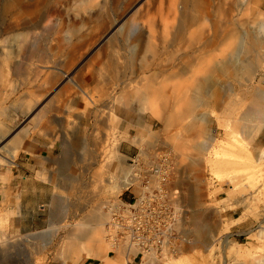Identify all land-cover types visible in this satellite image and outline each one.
<instances>
[{
	"label": "rangeland",
	"instance_id": "374dc122",
	"mask_svg": "<svg viewBox=\"0 0 264 264\" xmlns=\"http://www.w3.org/2000/svg\"><path fill=\"white\" fill-rule=\"evenodd\" d=\"M6 1L7 0H0V42L8 38L10 32L14 29L25 32L23 22L19 21L22 18L20 9L16 8L14 12H7ZM36 1L40 0H24V2L20 3L19 7L32 5V3ZM42 1L44 2L43 9L36 17L34 24L40 28L45 26L51 28L52 26L54 32H50L47 42L45 43L48 50L53 48L52 46L57 42L58 38L55 34L63 29H69L75 32V42L81 40L90 43L68 72L69 74L74 73V75L81 74L86 71L84 68L85 65L89 62L92 63L90 69L84 72V74L86 77L90 76L91 81L87 82L92 84L93 89L90 91L86 89V91L92 93L94 91L96 96H98L100 92V104L90 109V113L88 114L93 112L94 114L91 119V116L85 118L82 125L87 130L86 133L88 135L101 133L102 139L108 140H106L108 145L105 146L104 153H102L100 157L103 162H101L100 159L98 167L90 170L89 173L87 171L83 175L85 192L84 190L83 192L79 191L69 197L63 187L56 189L48 180L43 181L41 179L44 172H47V179L51 177L52 174L60 173V171H62L61 167L70 161H68V159H63L61 156V133H54L53 136L48 137H44L39 133H33L29 136L27 141L34 144L37 149L35 156L33 157L24 152H20L12 167L3 166L0 169V178L7 179L8 182H11L13 178L17 179L19 176L21 177V185L19 188L13 189L9 187L10 191L4 192L7 199L5 203L3 202V198L0 197V243L4 242L1 239L3 233L7 235L5 239H13L11 243L0 246V264H66L60 254L61 250H63L61 246L63 243L62 238L65 239V235L68 236L69 233L75 232L76 225L78 222H82V220L83 224L86 223L88 228L90 216L99 202L101 204L102 202H107L110 199L119 197L126 200L127 195H130V191H127L129 187L121 192L107 188L99 193V189L96 186L88 184L89 179H87L95 174L98 168L100 171L103 170L101 176H104L102 178L108 176V169L102 165L107 161L106 158L111 153L110 146L116 143L115 139L121 143L119 147L120 154L128 156L129 158H134L141 154L142 150L144 152L147 151L148 154L149 152L153 153V151L172 152L182 172L176 185L177 192L181 195L182 203L185 205L187 211L191 212L194 208V205L190 202L192 187L197 186L200 189L196 204L204 216V220L208 222V228L213 230V233L210 236L208 235L211 238H208V247L205 242H198L195 245L185 248L184 252L180 255L165 260L162 264H264V158H261L264 152V126H260L258 127L260 129H258L256 128L257 126H255V122L249 123V128H252L250 133L253 132L251 134L247 132L246 135L233 126V122H236V120L238 121V118H240L239 115L249 106L254 97L255 89L259 87L264 88V61L253 76L248 77L240 74L239 78L241 79H237L238 82H241L240 84L231 78L219 77L218 86L220 84L219 90L224 97L220 101L223 111H214L212 113L209 107L208 115H206V122H197L198 131L189 135L188 133L180 132L179 128L169 130L167 131L168 133H161V122L151 111H145V113L141 115L125 114V117H130L132 123L131 126L124 125L122 127L123 133H121V129L117 128L114 123H110L105 131L102 129V131L99 130L98 132L96 131V116L103 113L102 116L104 119L106 121L109 119V115L111 113L113 114L112 111L115 107V101H117L119 97H122L123 88L121 82L116 85V89L114 90L102 87V76L108 77L112 72L97 66V63L93 65L96 59H104L99 50L107 44H110L112 40H116L120 46H123L124 37L121 33V27L129 25L134 19L138 24L140 23L139 26L144 25L147 32H149L148 26L151 23L157 26V33L158 31L163 32L165 26L173 22V18H169L168 14L172 0H138L129 6L126 4L128 0H121V8H119L118 11H110L109 8L107 10L105 7L103 13L100 11L99 7L105 2L106 5H104L107 6L111 1ZM244 1L245 0H208V40L212 39V36H215L216 32L218 33L215 37L220 36L221 38V34L223 35L226 31V25L224 24L226 22H229L230 28L236 31H240L241 26L239 25L243 24L246 34L258 33V35H264V0H253L252 4L249 5H245L246 3H244ZM140 2L142 6H149V10L147 9L145 11V13L148 12L147 15H136L135 8L138 7ZM180 3L181 0H178L177 7H181ZM174 4H176V0H174ZM12 14L15 16L14 20L12 19ZM102 22L105 23L106 26L103 30H100ZM214 24L217 26H212ZM201 25L202 24L197 28L198 30L201 28ZM214 27L215 31L213 29ZM11 28L14 29L8 31V29ZM155 40H158L157 43L161 45L164 39L158 34ZM233 41L234 40H229L227 43H219L218 47L208 46V52L206 53L207 57L203 60L199 59L194 71L199 70L207 61L209 65L211 62L221 59L225 51H227V45L232 44ZM30 45H32V43H29L26 49ZM121 53L125 54L126 51L121 50ZM262 53H264V50H262ZM148 56L149 55L146 54L144 57L147 58ZM198 57L199 55L197 54V60ZM147 59L153 61V58L150 56ZM54 60L55 59L51 60L46 65L43 64V66H39V70L42 71L41 69H47V67H59L53 65ZM28 62L37 61L30 59L27 53H22V57L6 59L3 64L0 63V71L3 69V66L6 67V72H8L10 75L9 77H12L11 79L16 82L15 85H23L22 80L15 75V71L20 73L19 76L26 72L25 64ZM185 79L186 78H179L172 81V83H177V81L179 82L180 80L184 81ZM242 80H244V82ZM3 86L6 85L0 82V87ZM10 95V89L6 90V92L3 90V92L0 93V109L3 107L15 108L13 107L15 105V98ZM7 97H9L10 100L5 102L4 99ZM116 98L118 99L116 100ZM110 104L114 107L110 106ZM237 104L241 105L237 109L236 114L234 117L228 118L227 115L234 110V106ZM10 114L17 128L24 126L29 120V116L20 117L18 114H15L13 110ZM185 122L189 123L190 119H187ZM202 128L203 133H200L199 130H202ZM124 134L130 135L131 139L124 137ZM152 134L155 138H160H158L160 143H154ZM212 138H214L215 141L210 150L204 148L202 151H196L192 147L194 143L203 144L205 141ZM165 140L167 142H163ZM162 142L165 143L168 148H166V145ZM80 153L77 152L75 157L83 161L80 159ZM106 154L108 156H106ZM250 154L254 156L252 159L249 158ZM41 156H43V158H41ZM45 158H47V160ZM114 158L118 157L113 156V159ZM195 158H197L199 164L196 169H190V163ZM85 160H88V157H86ZM86 163L85 161L84 164ZM129 163L130 160H126V166H129ZM67 164L72 166L73 163L71 161ZM79 170L80 169H77L78 173L81 172ZM95 188L97 191H95ZM55 194L63 196L64 201L62 204H54L56 200ZM93 194H97L98 196H93ZM90 195L91 198H94V201H85ZM222 199L225 200L221 201ZM81 205L84 206V210L76 217L75 213H72V211L76 212V210L74 211L73 209ZM72 206L74 207L72 208ZM104 207L102 205L105 214L106 211ZM70 208H72L71 211ZM226 212L235 213L234 218L231 219L232 223L230 224H227L223 217V213L225 215ZM4 214L8 215V222L6 225L2 220ZM242 224L245 226L246 233L243 235L239 233L240 235L237 237V227ZM56 228H60V231L57 233L55 231ZM43 232L48 236L47 241H51L48 246L44 245L43 242L38 243V241L26 239L30 234H40ZM1 240L3 242H1ZM29 240L31 241L30 243ZM103 240V253L101 256L109 255L110 257H115L117 252L118 254L123 253V249H112L106 240V234H104ZM6 241L8 240H5V242ZM86 260L88 259H84L77 264H83ZM96 260H98V262L100 261V259Z\"/></svg>",
	"mask_w": 264,
	"mask_h": 264
},
{
	"label": "bare ground",
	"instance_id": "6f19581e",
	"mask_svg": "<svg viewBox=\"0 0 264 264\" xmlns=\"http://www.w3.org/2000/svg\"><path fill=\"white\" fill-rule=\"evenodd\" d=\"M105 1H111V2L107 6H105L106 2L104 3L105 5L103 4L101 6L100 4L101 7H99V9L102 13L105 10V7L107 10L109 8L110 11L112 10L118 11V9L121 8V4H120L121 0H105ZM137 1L138 0H128L126 4L127 6H129L130 4H133ZM22 2H24V0L6 1L7 12L10 11L14 12L16 8L20 9V13H21L20 15L22 16V18L19 21L23 22L25 32H22L20 30H15L14 28H13L14 30L12 28L8 29V31L10 30L13 31L10 32L9 34L10 36L8 38L0 42V47H1L0 62H4L6 61V59L8 60V59H13V58L15 59L18 57H22V53H27L30 59L42 64H47L51 60L53 59L56 60L60 56L64 55L63 66L67 71H69L71 67L74 66L76 61L81 57L82 52L85 50V48H87V46L90 43L88 41H81V40L75 42L74 41V37H76L75 32L69 29L67 30L63 29L59 31V33L55 34L58 38L57 42L55 45L52 46L53 48H50L48 50L46 48L47 45L45 43L47 42V39L49 37L48 35H50V32H54V30H52V26L50 25L51 28H48L47 26L40 28L36 24H34L36 17L40 14L41 10L43 9L44 2L40 0V1H36L35 3H32V5L19 7L20 3ZM177 2L178 0H176V4H174V0H172V2L170 3V10L168 14H169V18H173V22L167 24L163 32L158 31L157 33L156 31L157 26L153 23H151L148 26L149 32H147L145 30L144 25L139 26L140 23L138 24L134 19L129 25L125 27L123 26L121 27V33L124 37V45H123L124 47L120 46L116 40H112L110 44H107L106 46H104L102 49L99 50L100 54L104 57V59L102 60L97 59L98 66L104 68L106 71L112 72V74L109 75L108 77L102 76L101 79L103 83L102 86L108 87L110 88V90H114L116 89V85H118L121 82L123 85L122 88L123 99L122 97H119V99L116 98V100L117 99L118 100L115 101L116 102L115 107L110 104V106L114 107V110L112 111L113 114L111 113L109 115L110 117L108 116L109 119L107 121L102 116L103 113L96 116L95 118L96 131L99 132V130L102 131V129H104L105 131V129L109 127L110 123H114L117 128L121 129L122 126L124 125L125 114L141 115L144 114L145 111H151V113L157 116L158 120L161 122L160 123L162 125V130L160 131L161 133H166L169 130H174L179 128L180 132L188 133L189 135L193 132L198 131L197 122L199 121L206 122V115H208L209 107L211 108L212 113L214 111H219V112L223 111L220 105L221 104L220 101L224 97L223 95H221V92L219 90L220 88L219 87L220 84L218 86L219 77L231 78L234 81H237V79L238 80L241 79L239 78L240 74L248 77L253 76L256 70L258 69V67L262 65V62L264 61V53H262V50H264V35H258V33L246 34L243 24L239 25L241 26L240 31H236L235 29L230 28L231 26L229 22H226L224 23L226 25L225 26L226 31L224 30L225 33L223 35L221 34V38L220 36L215 37L218 33L216 32V35L215 36L213 35L214 38L212 36V39L208 40L209 39L208 38V0H181L180 3L181 7L179 6L177 7ZM252 2L253 0L244 1V3H246L245 5L252 4ZM147 9L149 10V6L147 7L142 6L140 2V4H138V7L135 8L136 15L137 14H140V16L147 15L148 12L145 13ZM14 18L15 16L12 14V19L14 20ZM200 24L202 25L201 28L198 30L197 28L200 26ZM217 25L214 24L212 26H217ZM105 26L106 24L102 22L100 26V30H103ZM213 29L215 31V27ZM158 34L159 36H162L164 39L163 43L161 42L162 46L160 45V43H157L158 40L157 41L155 40ZM229 40H234V41L232 42V44L227 45L228 47L226 48L227 51H225L221 59L215 60L211 62L209 65L207 61L204 64V66H202L199 70L194 71L197 63L199 62V59L203 60L204 58L207 57L206 53L208 52V46L218 47L219 43L222 42L227 43ZM29 43H32V45H30L26 49ZM121 50L122 51L125 50L126 53L122 54ZM145 53L150 57H152L153 61H149L147 59L149 56L145 58L144 57L146 56ZM197 54L199 55L198 60L196 59ZM91 65L92 63L89 62L88 64L85 65L84 68L88 70L90 69ZM179 78L180 79L186 78V79L184 81L180 80L179 82L177 81V83H172V81ZM65 79L70 85L72 84L82 88L80 81L71 77V75L67 74ZM36 80L37 79H35V82ZM242 81L244 82V80ZM238 83L240 84L241 82ZM83 92L85 94H88L87 91H85V89H83ZM44 94L46 95L47 93H43V94L39 93L37 94V96L40 95L43 97ZM52 99L50 100L51 102ZM54 102L55 101H53L52 104H55ZM240 105L241 104L235 105L234 110H232L229 113V115H227V117L228 118L234 117ZM46 106L52 107V105L49 104ZM51 107H49V109ZM239 117L240 118H238L239 119L238 121L236 120V122H233V126L236 129L238 128L239 130L244 132L243 133L244 135H246L247 132L250 133V131L252 130V128H249L250 126H248L249 123L255 122L256 124H258V125L255 124V126H257L256 128L260 126H264V88L259 87L258 89H255L253 99L251 100L247 109L243 113H241ZM187 119H190L189 123L185 122ZM68 123L70 124V122ZM71 130L74 131L75 133H83L81 130H75L74 127H71L70 131ZM199 131L200 133H203V128L202 130ZM88 137L89 138L87 139L85 138L83 142L82 139H80L79 141L81 142L78 144V146L83 149L85 156L87 155L91 156V159L97 158L98 155H100L101 157L102 153H104L103 151L105 146L108 145V143H106L107 139H102L101 133H93L90 134V136ZM152 137L154 143L155 142L160 143L158 141L159 137L155 138L154 135ZM214 141L215 139L212 138L210 140L205 141L203 144L194 143L192 147L196 151L199 150L202 151L204 148L210 150L213 147ZM115 142L114 145L110 146V152L113 155L110 153L109 154L110 157H109L106 154V156H108L106 158L107 161L104 160L105 165L104 164L102 165L108 169L109 171L108 176L102 178L104 176V175L101 176L103 170L100 171L98 168V171L95 174H93L90 178H87L89 179L88 184H90L91 186H96L99 189L98 191H100L99 193H101L102 190H105L107 188L109 189L111 188L121 192L122 190L130 187V185L132 184V180H131L132 168L130 163L129 166H126V160H128V157L120 154L119 147L121 143L116 141V139ZM163 142H167V141L165 140ZM77 143L75 144L77 145ZM8 147L10 148V146ZM90 147H94V150H91ZM166 148H168L167 145ZM63 152L66 151L63 150ZM84 154H81V156ZM94 155L95 157H93ZM113 156L118 158L113 159ZM148 156H149L148 154L147 155L140 154V157L143 158ZM253 157H254L253 154L249 155L250 159H252ZM73 158H72V162L74 161ZM261 158L263 159L264 156L261 155ZM97 159L95 160L97 161ZM101 162H103L102 159ZM88 164H90V162H88ZM198 164L199 163L197 161V158H195L191 161L190 167L192 169H196ZM76 168L72 167L71 165H68V167L65 168L66 172L60 174L61 176L64 174L66 176V177L62 176L66 180L65 186L62 187L66 190L69 197L78 193L79 191L83 192L85 186V183L83 182V178H84L83 175L87 171L89 173L90 170H93L91 166L81 167L79 170L81 172L78 173ZM180 177L181 174L179 176V179ZM95 191H97L96 188ZM97 194L96 195L93 194V196L97 197L98 196ZM91 195L89 198L87 197L85 201L93 200L94 198H91ZM62 199L63 196L59 195V197L57 198V203L55 204L58 203L62 204V202L64 201V199L63 200ZM109 201L102 202L104 204L102 203L100 204L99 202L98 205L94 208V211L90 216V222L88 228H87V224L86 223H85L86 225L83 224V220H82V222H78V224L76 225L75 232L69 233L68 236L65 235L66 237L65 239L62 238L63 243L61 244V246L63 250H61L60 254L64 262L73 263L83 259L97 257L98 254L97 251L102 247L101 245L104 243L103 236L104 234L107 233V225L110 220L108 213L104 214L102 205L103 207L108 205ZM73 207L74 206H72V208ZM72 208H70V211ZM73 210L74 211L76 210V212L72 211V213H75V216L77 217L79 213L83 212L84 206L83 205L78 206V208ZM195 229L196 232L200 235L208 230V225L205 222L203 223L199 221L196 222ZM55 231L56 233L59 232L60 228H56ZM45 232L40 234H30L26 237V239H30L31 241H38V243L43 242L44 245L48 246L51 241H47L48 236H46ZM191 234L193 235V233ZM187 238H188L187 241V245H188L189 243H191L188 233H187ZM208 238L211 239L209 236ZM2 239L4 242L1 240V242L3 243H0V246L1 245L4 246L6 245V243L12 242L11 239H5V237H3ZM5 240L8 241L5 242ZM30 240L29 243L31 242ZM109 244L112 247V249L115 250L122 249L121 247L113 248V245L111 243ZM185 247L186 246L183 247L181 253H183ZM123 253L118 254L117 252V254L115 253L117 255V256L115 255V257L114 256L110 257L108 255V259L106 260V263L126 264V261L128 259L127 257L128 253L125 252L124 249H123ZM145 257L148 259H145L144 264H149L151 263V261L155 262V257L153 255H146Z\"/></svg>",
	"mask_w": 264,
	"mask_h": 264
},
{
	"label": "crops",
	"instance_id": "0c3cea01",
	"mask_svg": "<svg viewBox=\"0 0 264 264\" xmlns=\"http://www.w3.org/2000/svg\"><path fill=\"white\" fill-rule=\"evenodd\" d=\"M63 60H64V55L60 56L53 62L54 66H59V67H47V69H41L42 71H40L38 68L39 66H43L42 63H39V62H31V63L28 62L26 64L24 63L26 65V72H24L23 74L19 76L20 73L15 71V75L18 76L20 80H22L23 85H20V84H17V86L15 85L16 82L11 79L12 77L11 78L9 77L10 75L8 74V72H6V67L3 66V69L0 71V82L3 83V85H6L3 87H0V93H2L3 90L4 92H6V90L10 89L11 90L10 96H13L15 98V105L13 106L15 107L14 109L8 108V107H3L0 109V169L3 166L12 167L15 164V159L17 157L16 155H18L19 152H24L33 157L35 156V153L37 152L36 146L27 141L29 136L32 135L33 133H39L40 135H43L44 137L53 136L54 133H61V136H62V142H61L62 153L61 154H62L63 159L65 160L68 159V161L70 160L69 162H71L72 158L74 157L73 160L74 161L76 160V161L72 162L73 163L72 167L74 168L77 167L76 169H80L81 167H90V166L93 169H95V167H98V164L100 162V155L97 156L98 159L95 158L97 159V161L94 158L91 159V156H88V155H87L88 160H85V157L87 156H85L83 149L79 147L78 144L81 142L79 141L80 139H82V142H83L85 138L87 139L89 138L88 136H90V134L88 135L87 133H85L87 130L84 128L82 123L85 118H88L90 116H91L90 119L92 118V115L94 114V112L91 114H88V113H90V109H93L95 106H98L100 104L99 98L101 94L99 92L98 96H96L94 91L93 93L87 92L88 94H85L83 92V89H85V91L86 89L88 91L93 89L92 84L87 82V81H91L90 76L86 77V75L84 74V72H87V70L77 75L76 74L74 75V73L69 74V72L63 66ZM0 63L3 64L4 62H0ZM95 63H98L97 59L96 61H94L93 65H95ZM67 74L79 80L82 88L76 85H72V84L70 85L65 79ZM35 79H37L36 82H35ZM68 87L70 90L68 89ZM104 88L108 89V87H105V86ZM39 93L41 94L47 93L48 95L44 94L43 97L40 95L37 96V94ZM28 96L31 98H29ZM51 99H52V102L50 101ZM4 100L6 102L10 99L9 97H7ZM53 101H55L54 102L55 104H52ZM48 104L52 105V107L49 106L51 107L50 109L48 106H46ZM11 109L15 112V114H18L20 117L29 116L28 122L24 126L17 128V125L12 120V116L10 114V112H12ZM35 116L38 118H36ZM33 119L36 121H34ZM67 121L70 122V124ZM131 123H132V120L130 119V117H125L124 125L131 126ZM72 124L73 125L75 124V125L73 126ZM66 126H67V129H66ZM70 126L74 127L75 130H81L83 133H75L72 130L70 131L71 129ZM121 133H123L122 128H121ZM124 137L131 139L130 135L124 134ZM75 143H77V145ZM8 146H10V148ZM90 149L94 150V147H90ZM63 150H65L66 152H63ZM77 152L78 153L81 152L80 156L81 154H84L80 158L83 161H80L77 159V157H75V154ZM142 154L147 155L148 153L147 151L144 152L142 150L141 155ZM262 155L264 156L263 153ZM93 157H95V155ZM41 158H43V156H41ZM45 159L47 160V158ZM130 159L131 158L128 157V160ZM84 160L87 162V164L88 162H90L91 165L90 164L84 165V162H85ZM79 162H82V163H79ZM66 164L63 167H61L62 173L60 171V173H58L59 175L57 173H56L57 175L52 174V176L49 177L50 178L49 180V178L47 179V172H44L41 176V179L43 181L48 180L53 185V187L56 189L59 187L61 188L62 186H65L66 180L64 179V177H62V176H65V174L62 176L60 174L65 173L66 172L65 168H67L68 165H70V164L68 165ZM79 164L82 166H80ZM190 169L192 168L190 167ZM56 181H57V184H56ZM20 185H21L20 176L17 179L16 178L11 179V182H8L7 179L0 178V192H1L0 197L3 198V202L7 200L6 196L4 195V192L6 191L9 192L10 191L9 187H12L13 189H17L19 188ZM193 187L191 189L192 196L190 197L191 198L190 202L194 204V208L192 209L191 212L188 211L189 226L191 224L190 230L188 231V236L190 238L191 243H189L185 248H187L188 246L195 245L198 242H205L208 247V235L210 236L213 233V230L208 228V230L205 233H202L200 235L196 232V229H195L196 222H199V221L203 223L205 222L207 225H208V222L204 220V216L202 215V213L200 212V209L198 208L196 204V200L199 196L200 189L197 186H195L194 188ZM59 195L60 194H55L56 203H57V198L59 197ZM129 197L130 196L127 195V199ZM224 200L225 199H222L221 201H224ZM55 201H54V204H55ZM234 215L235 213H231V212H226L225 215L223 213L225 222L227 224L232 223L231 219L234 218ZM2 220L3 222H5V225H6L8 222V215L5 214ZM237 228H238L236 230V232L238 233V235H236L237 237L240 235L239 233H241L242 235L246 233V229L243 224L238 226ZM191 233H193V235ZM263 234H264V231H263ZM3 235L1 239L3 237H7L6 233L5 234L3 233ZM96 244H99V243H96ZM102 251H103V246L97 251L98 252L97 257H94L93 259L87 258L88 260H86L83 264H110V263H106V260L108 259V255L101 256L103 253ZM96 259H100V261L98 262V260ZM144 261L140 257H129L126 261V264H144ZM78 262H73V263L68 262V263L77 264ZM64 263L67 264V262H64ZM149 264H162V263H158V262L153 263V261H151V263Z\"/></svg>",
	"mask_w": 264,
	"mask_h": 264
},
{
	"label": "built area",
	"instance_id": "2783aa9c",
	"mask_svg": "<svg viewBox=\"0 0 264 264\" xmlns=\"http://www.w3.org/2000/svg\"><path fill=\"white\" fill-rule=\"evenodd\" d=\"M130 159V197L110 199L106 240L127 257L153 255L163 263L180 255L190 230L188 211L177 192L181 171L172 152L156 151Z\"/></svg>",
	"mask_w": 264,
	"mask_h": 264
},
{
	"label": "trees",
	"instance_id": "16d2710c",
	"mask_svg": "<svg viewBox=\"0 0 264 264\" xmlns=\"http://www.w3.org/2000/svg\"><path fill=\"white\" fill-rule=\"evenodd\" d=\"M126 200H127V198H126Z\"/></svg>",
	"mask_w": 264,
	"mask_h": 264
}]
</instances>
